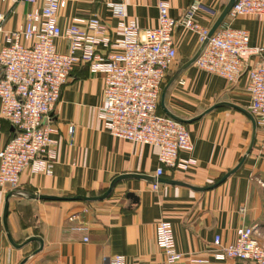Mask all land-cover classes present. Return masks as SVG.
Masks as SVG:
<instances>
[{"label":"crops","instance_id":"obj_1","mask_svg":"<svg viewBox=\"0 0 264 264\" xmlns=\"http://www.w3.org/2000/svg\"><path fill=\"white\" fill-rule=\"evenodd\" d=\"M58 14L64 30L75 19L97 17L109 29L112 44L101 47V53L115 51L114 41L122 37L118 20L106 7L108 0H64ZM194 0H171L170 14L180 18ZM200 23L211 30L229 0H199ZM128 20L142 30L156 28L158 0H124ZM40 5V2L36 5ZM12 2H0V12L7 16L5 29H22L26 16L36 7ZM226 26L246 30L252 47L264 48V18H227ZM175 45L180 58L187 62L200 48L196 34L179 27ZM58 52L67 53L69 41L56 42ZM247 78L236 85L212 77L195 65L186 70L170 88L166 106L172 113L191 120L220 102H229L248 111L250 104ZM104 76L91 74L87 66L74 69L64 86L61 98L49 115V123L57 129L60 140L59 157L52 176L33 175L29 170L21 177V190L40 195L73 197L98 196L106 192L111 182L122 175L156 178L160 167L158 150L119 140L105 132L99 112L103 106ZM174 113V114H175ZM76 128L74 138L68 128ZM0 150L12 135V128L1 118ZM194 144L192 157L197 165L187 171L165 169L162 179L188 184L197 188L215 185L238 166L249 149L253 126L247 116L231 108L216 109L201 120L187 125ZM264 134L258 128L255 146L241 169L217 188L197 192L186 187L129 179L118 183L112 195L100 202H46L18 198L10 200L8 224L17 244L31 237L32 242L18 250L9 243L3 213L9 192L0 187V264H108L117 255L126 257L127 264H164V252L156 244L155 227L161 221L173 225L176 247L185 264L192 259L211 258L214 241L220 237L223 245L236 241L237 230L254 227L264 244V158L261 146ZM129 194L134 197L129 198ZM79 215L87 232L75 230L68 218ZM88 238V241H85ZM37 252V253H36ZM209 264H252L239 260Z\"/></svg>","mask_w":264,"mask_h":264},{"label":"built area","instance_id":"obj_2","mask_svg":"<svg viewBox=\"0 0 264 264\" xmlns=\"http://www.w3.org/2000/svg\"><path fill=\"white\" fill-rule=\"evenodd\" d=\"M9 1L14 5H40L27 14L25 26L14 32L6 31L7 16L0 12L1 118L12 128L10 139L0 150L1 188L8 192L20 190L21 177L27 170L33 175L54 174L60 140L48 119L78 66H87L91 74L104 76L99 118L105 132L158 150L157 179L164 176L166 168L187 171L197 165L192 157H180L181 153L194 151L187 125L158 114V107L165 80L178 56L175 31L183 27L196 34L200 45L208 38L210 29L198 19L199 0H194L180 18L171 16V0H158L157 27L144 30L127 19L124 0H108L106 7L122 32V37L113 42L117 49L108 53L99 51L101 47L109 49L112 42L109 29L97 17L75 19L63 30L58 14L66 5L64 0H0L3 4ZM229 17L263 19L264 0H237ZM60 38L69 41L67 53L58 52L56 42ZM195 66L231 85L246 77L248 111L264 134V48L250 45L248 31L222 26L209 39ZM75 131L73 125L68 128L71 142ZM261 153L264 158V141ZM158 187V183L153 185L155 190ZM68 221L78 224L75 230L88 231L79 215H71ZM155 236L158 248L164 252V264H177L183 259L170 221L159 222ZM214 246L211 258L192 259L185 264H209L210 259L264 264V244L254 227L239 228L232 244L223 245L216 237ZM108 264H127V260L117 255Z\"/></svg>","mask_w":264,"mask_h":264},{"label":"water","instance_id":"obj_3","mask_svg":"<svg viewBox=\"0 0 264 264\" xmlns=\"http://www.w3.org/2000/svg\"><path fill=\"white\" fill-rule=\"evenodd\" d=\"M237 2V0H229L228 3L226 4L225 8L223 9L222 13L220 14L219 18L217 19V21L215 22V24L213 25V27L211 28L208 38L201 44L199 50L197 51V53L194 55V57L189 60L187 63H185L184 65H182L176 72L175 74L172 76V78L170 79V81L167 83V85L164 87L162 94H161V107L164 111V113L169 116L170 118L183 123L185 125H189L192 124L196 121L201 120L204 116H206L207 114H209L210 112L216 110V109H220V108H231L234 110H237L239 112H241L242 114H244L245 116H247L249 118V120L252 123L253 126V136H252V141L251 144L249 146L248 151L246 152V154L243 156L242 160L240 161V163L238 164V166L236 168H234L233 170H231L230 172H228L227 174H225L223 176V178L216 183L213 186L207 187V188H197V187H193L190 186L188 184L182 183V182H176V181H167L165 179L162 178H151L148 176H139V175H122L119 176L117 178H115L108 190L106 192H104L101 195L98 196H83V195H78V196H73V197H58V196H49V195H40V194H36V193H30L24 190H14L9 192V194L6 197V201H5V207H4V213H3V226H4V230L7 236V239L9 241V243L11 244V246L15 249L21 250L23 249L25 246H27L28 244L32 243V242H37L40 244V249L43 248V240L41 238L38 237H31L29 239H27L23 244H17L12 235L11 232L9 230V224H8V217H9V207H10V200L12 198H18V199H22V200H28V201H46V202H83V203H94V202H100V201H104L106 199H108L116 185L124 180H129V179H140V180H145L148 182H151L153 184H163V183H169V184H174V185H178L181 187H186L189 188L191 190L197 191V192H206L208 190H212L217 188L219 185H221L222 183H224L226 180H228L230 177H232L233 175H235L240 169L241 167L244 165V163L246 162L247 158L249 157V155L252 153L253 148L255 146V142H256V137H257V131H258V126L256 123L255 118L250 114L249 111H247L244 108H241L239 106H236L232 103L229 102H220L215 104L214 106H212L211 108H209L208 110H206L204 113H202L201 115L191 119V120H186L183 119L177 115H175L174 113H172L166 106V97H167V93L170 90V88L179 80V78L182 76V74L188 70L190 67H192L193 65H195V63L197 62V60L200 58V56L202 55L203 51L205 50L206 46L208 45L209 39L223 26V24L225 23L226 19L228 18L231 10L233 9L235 3ZM129 198H133L134 196L132 194H129L128 196ZM37 253V252H36ZM30 257L26 258L25 260H23L21 262V264H26L27 261L29 260Z\"/></svg>","mask_w":264,"mask_h":264},{"label":"rangeland","instance_id":"obj_4","mask_svg":"<svg viewBox=\"0 0 264 264\" xmlns=\"http://www.w3.org/2000/svg\"><path fill=\"white\" fill-rule=\"evenodd\" d=\"M192 59V58H191ZM190 59V60H191ZM185 63H187V60L184 59V58H180L179 55L177 56V59H176V62L174 64V67L171 71V74H170V78H172V76L175 74V72L182 66L184 65ZM175 113V112H174ZM175 115L179 116L177 113H175ZM181 117V116H179ZM21 190V189H20Z\"/></svg>","mask_w":264,"mask_h":264},{"label":"trees","instance_id":"obj_5","mask_svg":"<svg viewBox=\"0 0 264 264\" xmlns=\"http://www.w3.org/2000/svg\"><path fill=\"white\" fill-rule=\"evenodd\" d=\"M226 6V5H225ZM225 6H224V8H225ZM223 8V9H224ZM230 17L228 16V19H229ZM223 26H226V23H224L223 24ZM172 71V70H171ZM170 74H171V72L167 75V78H166V80H165V84H164V86H163V89H164V87L167 85V83L170 81ZM158 114H160V115H166L165 113H164V111H163V109H162V107H161V102L159 103V107H158ZM223 178V177H222ZM221 178V179H222ZM220 179V180H221ZM219 180V181H220ZM81 195H83V194H81ZM83 196H86V195H83Z\"/></svg>","mask_w":264,"mask_h":264}]
</instances>
